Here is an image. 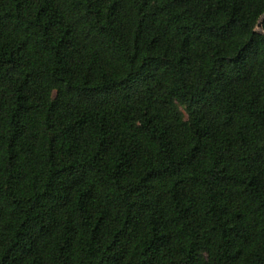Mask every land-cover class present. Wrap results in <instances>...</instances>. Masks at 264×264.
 <instances>
[{
  "label": "trees",
  "instance_id": "16d2710c",
  "mask_svg": "<svg viewBox=\"0 0 264 264\" xmlns=\"http://www.w3.org/2000/svg\"><path fill=\"white\" fill-rule=\"evenodd\" d=\"M0 264H264V0H0Z\"/></svg>",
  "mask_w": 264,
  "mask_h": 264
},
{
  "label": "water",
  "instance_id": "95a60500",
  "mask_svg": "<svg viewBox=\"0 0 264 264\" xmlns=\"http://www.w3.org/2000/svg\"><path fill=\"white\" fill-rule=\"evenodd\" d=\"M257 28L261 32V23L260 22L257 24Z\"/></svg>",
  "mask_w": 264,
  "mask_h": 264
}]
</instances>
